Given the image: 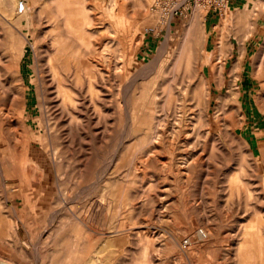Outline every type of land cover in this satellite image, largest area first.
Instances as JSON below:
<instances>
[{
  "label": "rangeland",
  "instance_id": "1",
  "mask_svg": "<svg viewBox=\"0 0 264 264\" xmlns=\"http://www.w3.org/2000/svg\"><path fill=\"white\" fill-rule=\"evenodd\" d=\"M18 1L0 0V110L31 143L23 173L0 131V264H237L243 243L244 264H264V0L197 13L186 41L191 14L151 45V0H82L118 70L98 117L58 136L57 0L24 16Z\"/></svg>",
  "mask_w": 264,
  "mask_h": 264
},
{
  "label": "bare ground",
  "instance_id": "2",
  "mask_svg": "<svg viewBox=\"0 0 264 264\" xmlns=\"http://www.w3.org/2000/svg\"><path fill=\"white\" fill-rule=\"evenodd\" d=\"M56 2L58 13L61 16V23L57 24V32H55V34L52 33L48 35V38L52 40L49 61L47 63L49 80L46 81V85L50 93L49 99L54 109L52 129L54 133H56V136H58L65 131L70 134L77 133L82 127L81 124L85 121H91L92 118L98 117L102 112L101 110L104 109L108 103L107 99L103 97L104 95L102 96V94L105 93V91L109 93L110 79L112 76L116 75L115 70L118 69H115L114 61L111 57L113 53V40L110 39L109 36H98L95 31H92V28L95 26V21L89 14L90 12H87L85 2L83 3L82 0H57ZM199 12L203 14V7L201 5H198L193 12V14L195 13L196 15L191 23L189 32L187 31L186 41L190 33L195 30L197 26V19L200 17L197 13ZM222 27L225 28L227 26L224 24ZM197 48H199V46ZM222 54L221 56H223ZM98 57L102 58L103 64L97 61ZM225 57L228 58L227 56ZM208 59L209 56L206 55L204 60L207 61ZM238 68L239 66L236 67L235 70ZM221 70L223 72V69ZM104 89L106 90L103 91ZM25 94L26 92L23 91L22 99H25ZM15 114L17 113L10 110H0V123L4 120L0 131H3L5 126L8 128L7 147L11 150L10 163L14 168L24 173L27 168V157L30 152L31 139L29 135H25V133L20 130L11 129L15 128L17 122L21 121V115L18 113L16 118ZM0 170L2 177H4L3 160L1 159ZM197 236L201 241L209 240V235L204 230H198ZM231 247L230 245L228 246V253L231 251ZM243 247L244 243L243 246L240 245L237 250V264H244V259L247 258L245 255L246 250ZM229 262L230 258L226 259V263L228 264ZM93 263L99 264V257L94 258Z\"/></svg>",
  "mask_w": 264,
  "mask_h": 264
},
{
  "label": "built area",
  "instance_id": "3",
  "mask_svg": "<svg viewBox=\"0 0 264 264\" xmlns=\"http://www.w3.org/2000/svg\"><path fill=\"white\" fill-rule=\"evenodd\" d=\"M231 0H151L150 15L154 25L145 30L149 44L157 40L170 30L175 29L178 23H184L193 14L198 5L203 7L207 14L222 18L229 10ZM29 12L27 0H19L18 15L24 16Z\"/></svg>",
  "mask_w": 264,
  "mask_h": 264
},
{
  "label": "crops",
  "instance_id": "4",
  "mask_svg": "<svg viewBox=\"0 0 264 264\" xmlns=\"http://www.w3.org/2000/svg\"><path fill=\"white\" fill-rule=\"evenodd\" d=\"M245 0H231L229 4V10H237L240 7L246 6ZM234 53V52H233Z\"/></svg>",
  "mask_w": 264,
  "mask_h": 264
}]
</instances>
